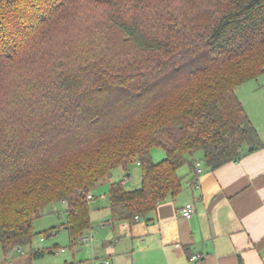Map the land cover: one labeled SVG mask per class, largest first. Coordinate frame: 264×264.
Returning <instances> with one entry per match:
<instances>
[{
	"label": "trees",
	"instance_id": "trees-1",
	"mask_svg": "<svg viewBox=\"0 0 264 264\" xmlns=\"http://www.w3.org/2000/svg\"><path fill=\"white\" fill-rule=\"evenodd\" d=\"M263 73L264 0H0L5 257L46 252L34 220L53 203L77 244L88 195L118 167L137 161L142 182L110 185L113 223L180 193L196 151L214 170L263 145L236 93Z\"/></svg>",
	"mask_w": 264,
	"mask_h": 264
},
{
	"label": "crops",
	"instance_id": "crops-1",
	"mask_svg": "<svg viewBox=\"0 0 264 264\" xmlns=\"http://www.w3.org/2000/svg\"><path fill=\"white\" fill-rule=\"evenodd\" d=\"M259 105L260 125L252 121L263 145L240 160L214 170L202 161L201 173L184 165L185 170L184 166L179 169L183 177L180 193L169 195L148 215L113 223L108 205V212L103 209L101 213L103 221L93 222L82 234L91 236L88 242H76L68 251L54 241L51 246H39L46 252L37 257L31 248L26 251L19 246L8 254L9 259L15 256L13 260L5 257L0 264H264V103L263 109ZM116 169H122L125 176L114 182L122 181L125 187L134 184L127 189L141 185V168L137 174L124 167ZM132 174L134 181H130ZM111 178L112 174L95 186L91 201H96L101 185ZM101 194L105 200V191ZM189 202L195 207L190 218L181 212ZM66 223L63 227L69 233ZM68 238L72 244L70 233ZM193 254L202 256L192 260Z\"/></svg>",
	"mask_w": 264,
	"mask_h": 264
},
{
	"label": "rangeland",
	"instance_id": "rangeland-1",
	"mask_svg": "<svg viewBox=\"0 0 264 264\" xmlns=\"http://www.w3.org/2000/svg\"><path fill=\"white\" fill-rule=\"evenodd\" d=\"M236 93H237L238 97L240 98V100L243 102L247 112H249L248 114H250L252 120L255 123L259 124L262 115H261V112L260 113L257 112V108L260 106L259 103H261L262 104L261 109H263L264 73L261 74L258 78L248 80V81L242 83L241 85H239L236 88ZM256 103H258V104H256ZM151 153H152V157L155 158V161H160L166 155L165 150L160 146L153 147L151 150ZM193 156L196 159H198L202 165V161H203L202 160V157H203L202 151H196L193 154ZM137 163H138L137 161L130 163L128 166V171L129 172L131 171L135 174H137V172L141 173V170H140L141 167L138 166ZM121 170L122 169H116V170L114 169L112 171L113 172L112 178L108 181L110 183H106V184L103 183L101 185L102 191L101 192L98 191V193H96V195H97L96 201L95 200L91 201V203H90V211H91L90 217H91L92 225H93V222H97L98 220L103 221V219L101 218V213H102L103 209L106 210V212H108V208H109L108 207V205H109L108 191H109L110 185L112 183H114L116 178H119V177H121V179L124 178L125 175L122 174ZM184 170H185V166H184ZM110 176L105 178V179H109ZM132 177H133V179L130 178V181L131 180L134 181L135 176L133 174H132ZM132 185H134V184L129 183L126 185V187H133ZM103 190L107 194V197L105 200L102 198L103 194H101L103 192ZM67 205L68 204L67 203L64 204V202L53 203V204L49 205V207L46 209L45 213L42 216H40L34 220L35 230L37 232H41V233L35 238L33 247L37 248L39 246H41V247L51 246L54 241H57L60 243L61 247H64V250L70 251V249H71L70 245L71 244H70L69 238H68L69 233L63 227V223H65L67 220V215L65 213V210L67 209ZM55 227L60 228V229L57 230V228H55ZM45 230L52 231V233L57 232L58 234L57 235H54V234L48 235L45 233ZM42 238H44V239L42 240ZM29 248H30V246L29 247L25 246L24 249H26V251H27ZM9 255H7L6 257H8ZM16 255H18V254H16ZM3 258H5V255H4L2 245L0 244V259H3ZM9 258L10 257H8V259ZM13 258H15V256L11 257V259H9V260H13Z\"/></svg>",
	"mask_w": 264,
	"mask_h": 264
},
{
	"label": "built area",
	"instance_id": "built-area-1",
	"mask_svg": "<svg viewBox=\"0 0 264 264\" xmlns=\"http://www.w3.org/2000/svg\"><path fill=\"white\" fill-rule=\"evenodd\" d=\"M203 170L204 169H203L201 163L198 161L196 163V173H201V172H203ZM88 198H89V200H93L92 193L88 195ZM181 212H182V214L184 216L190 218L194 214V212H195L194 204L191 203V202L187 203L185 205V207L182 208ZM139 218H140V216H136V219H139ZM43 239L44 238H42V240ZM90 239H91V236L90 235H82L78 240L79 241H83V242H88ZM201 256H202L201 254H193L192 257H191V259L192 260H198V259L201 258Z\"/></svg>",
	"mask_w": 264,
	"mask_h": 264
},
{
	"label": "water",
	"instance_id": "water-1",
	"mask_svg": "<svg viewBox=\"0 0 264 264\" xmlns=\"http://www.w3.org/2000/svg\"><path fill=\"white\" fill-rule=\"evenodd\" d=\"M254 149V146H251L250 148H249V150H253Z\"/></svg>",
	"mask_w": 264,
	"mask_h": 264
}]
</instances>
